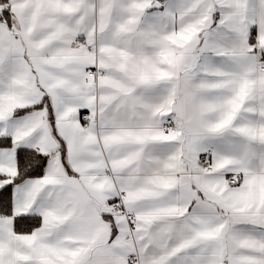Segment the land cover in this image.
<instances>
[{"label":"snow or ice","instance_id":"6c2138e0","mask_svg":"<svg viewBox=\"0 0 264 264\" xmlns=\"http://www.w3.org/2000/svg\"><path fill=\"white\" fill-rule=\"evenodd\" d=\"M0 264H264V0H0Z\"/></svg>","mask_w":264,"mask_h":264}]
</instances>
